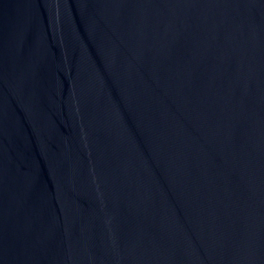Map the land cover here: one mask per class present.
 <instances>
[{
    "label": "water",
    "instance_id": "obj_1",
    "mask_svg": "<svg viewBox=\"0 0 264 264\" xmlns=\"http://www.w3.org/2000/svg\"><path fill=\"white\" fill-rule=\"evenodd\" d=\"M0 264H264V0H0Z\"/></svg>",
    "mask_w": 264,
    "mask_h": 264
}]
</instances>
